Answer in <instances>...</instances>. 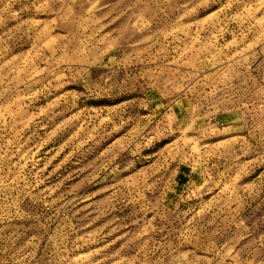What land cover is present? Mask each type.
<instances>
[{
  "label": "rangeland",
  "instance_id": "rangeland-1",
  "mask_svg": "<svg viewBox=\"0 0 264 264\" xmlns=\"http://www.w3.org/2000/svg\"><path fill=\"white\" fill-rule=\"evenodd\" d=\"M0 264H264V0H0Z\"/></svg>",
  "mask_w": 264,
  "mask_h": 264
}]
</instances>
